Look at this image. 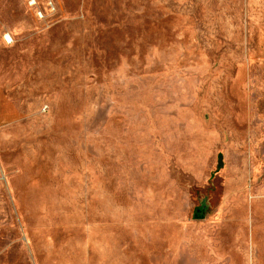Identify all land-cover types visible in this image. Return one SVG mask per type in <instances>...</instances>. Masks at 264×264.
Returning <instances> with one entry per match:
<instances>
[{
	"label": "rangeland",
	"instance_id": "1",
	"mask_svg": "<svg viewBox=\"0 0 264 264\" xmlns=\"http://www.w3.org/2000/svg\"><path fill=\"white\" fill-rule=\"evenodd\" d=\"M0 264H264V0H0Z\"/></svg>",
	"mask_w": 264,
	"mask_h": 264
},
{
	"label": "built area",
	"instance_id": "2",
	"mask_svg": "<svg viewBox=\"0 0 264 264\" xmlns=\"http://www.w3.org/2000/svg\"><path fill=\"white\" fill-rule=\"evenodd\" d=\"M36 2H37V0H30V4H31V5H35ZM4 39H5V41H6L7 43L12 42V37H11V35H9V34L5 35V36H4Z\"/></svg>",
	"mask_w": 264,
	"mask_h": 264
}]
</instances>
